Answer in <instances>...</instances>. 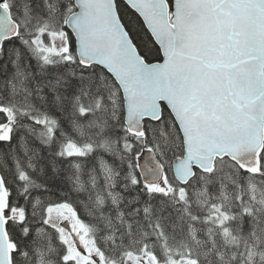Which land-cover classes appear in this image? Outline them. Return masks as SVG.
Masks as SVG:
<instances>
[{
    "label": "snow or ice",
    "instance_id": "6c2138e0",
    "mask_svg": "<svg viewBox=\"0 0 264 264\" xmlns=\"http://www.w3.org/2000/svg\"><path fill=\"white\" fill-rule=\"evenodd\" d=\"M5 56L4 68L11 66L19 79L5 82L7 99L0 93V148L12 145L8 162L0 151V164L14 176L10 185L0 172V264H36L46 233L59 244L55 264H82L84 257L90 264H129L127 256L161 264L147 242L137 251L129 247L140 243L131 224L127 244L123 236L110 237L126 250L116 256L99 247L93 256L77 242L78 232L66 239L68 220L58 223L52 209L69 208L82 227L83 221L75 205L54 201L49 186L35 178L46 167L59 176L63 164L66 178L77 183L86 168L109 175L115 169L125 188L130 178L149 201L175 194L176 184L186 199L197 170L205 187L218 181L217 157L232 161L237 187L247 186L242 174L248 183L255 177L264 183V0H0V59ZM33 64L36 73L24 71ZM37 75L46 78L37 81ZM17 97L26 103L18 123L27 133L18 137L5 107ZM49 101L60 113L67 102L66 125L47 110ZM182 162L190 175L181 174ZM239 203V212L222 214L232 222L239 217L241 232L248 215L245 251L232 252L225 264H264L257 206L245 207L243 195ZM150 207L143 206L146 215ZM155 228L167 247L163 225L157 221ZM201 256L212 264L208 251L189 252V264Z\"/></svg>",
    "mask_w": 264,
    "mask_h": 264
},
{
    "label": "trees",
    "instance_id": "16d2710c",
    "mask_svg": "<svg viewBox=\"0 0 264 264\" xmlns=\"http://www.w3.org/2000/svg\"><path fill=\"white\" fill-rule=\"evenodd\" d=\"M35 2H38V0H35ZM6 62H9L7 56H5L4 59H0V93L3 94L5 99L9 96V89L11 88V85L5 82L9 79L13 81L19 79L14 75V70L11 66L7 69L4 68ZM24 71L36 73L38 70L35 64H33L30 68L24 69ZM49 71L51 72V70ZM45 78L46 77L39 75L35 77L37 81H42ZM21 95H23V93H21ZM36 103L39 107V101H36ZM5 107L9 109L8 116L10 122L19 128L18 121L20 117L25 115L26 103H20L19 97H17V102L15 104H6ZM64 107L65 113L57 112L52 102L49 101L47 110L53 115L59 116L61 123L66 125L64 117L67 113V102H65ZM21 134L27 135L23 128H19V130L14 133V136L18 137ZM172 134L174 135L175 133ZM28 142L36 148L40 147L31 136H28ZM11 147L12 145H4L3 148H0V151L4 153L3 159L5 162L10 160ZM17 150L19 151V148H17ZM49 159H52V157L45 156V162ZM92 163L93 161L89 159L88 165L91 166ZM231 163L232 162L228 159L217 160V168L222 167L223 171L217 173L219 180L217 181L214 177V182L207 187L200 181V173L197 171V177L193 179L192 183L186 185L187 197L184 200H181L184 194L179 191L181 185L176 184L175 194L169 193L167 198L162 195H156L149 201L148 196L145 194V190L132 186L130 178L127 188H125L124 178L117 177L114 174L115 169H113L114 176L112 181L116 183V189L114 191L116 198L115 202H113V197L108 200L113 206L111 210L106 213L108 216L106 219L101 217L100 212L102 206L110 204L103 200V187L101 186V182L104 181H102L101 178L105 177V181H110V179L107 178L109 174L103 173L101 170L89 174L86 168L84 169L83 178L77 183L75 179L69 181L66 178L68 168L62 164L59 176L52 174L50 170H47V167L44 176L34 175L37 180L49 186L51 198L54 201H71L82 216L87 217L88 215V218L93 219L97 233H100L99 229L106 231L105 238L109 239L111 242L113 241L110 237L115 235L116 237L123 236L124 243L127 244L129 239L127 235L129 231L128 225L131 224L132 239L140 243L129 245V247H131L133 251H137L141 248L143 243L147 242L150 246V250L155 251L162 264H170L169 259L177 258L180 254L189 258V252L195 254L197 252L203 253L204 251L210 253L212 264H225L226 260L232 259V252L245 251V240L249 232V218L248 215L245 214L243 219V232H241L239 217H236L235 222H232L230 219H226L224 215L219 216L218 214L220 211L216 209V215L208 219L207 215L214 213V211H209V208H211L210 210L213 209V204L217 205V207L224 206V212H229L231 215V212L240 211L241 205L239 201L241 195H243L245 207L248 206L249 203L257 206L254 219L258 220L260 229H264V205L262 206L264 202V197H262V193H264V183H261V178L258 177L253 178L251 183H248L242 174L241 184L247 186L237 187L232 182L231 177L234 173L230 167ZM0 172H3L5 179L12 185L14 180L13 173L4 170L3 164H0ZM94 183H96V186H94ZM255 194L259 195L260 199L258 198L254 202L252 198ZM137 196H139V201L136 200ZM100 200L104 201V205L100 204ZM203 200L206 202L205 206L202 202ZM148 204L151 205L150 214L146 215L142 208ZM137 207H141V212L139 214H136L134 211ZM194 217H198L199 219H194ZM221 217L224 218L221 222L230 227V233H225L223 231L221 222L218 221ZM203 218H207L210 221L203 222L201 221ZM157 221L163 225L168 236L167 247L164 246L162 239L157 240L158 230L155 228ZM209 229H211V231H209ZM144 233L148 234L147 237L143 235ZM260 235L262 237V242H264V231H261ZM233 236L237 237V239L233 240ZM50 238L51 246H49L48 243ZM44 241V246L41 247L40 252L34 254L36 264H41L42 262L50 264L56 258L53 249L57 248V244L53 241V236L47 233V235H44ZM197 241L200 243H197ZM117 243H119V240H117ZM114 249H117H111L114 256L126 251L120 245ZM220 253H224V256L222 257ZM257 258L259 259V257ZM199 264H207L203 256H201ZM237 264H240V262L237 261Z\"/></svg>",
    "mask_w": 264,
    "mask_h": 264
},
{
    "label": "rangeland",
    "instance_id": "374dc122",
    "mask_svg": "<svg viewBox=\"0 0 264 264\" xmlns=\"http://www.w3.org/2000/svg\"><path fill=\"white\" fill-rule=\"evenodd\" d=\"M103 173H101V174H103ZM113 176H114V174L109 175L108 177H110L111 180H112L113 179ZM101 179H102V181H104V182H101V186L103 187V200L108 201L113 196H115V198H116V195L114 193V191L116 189V186L113 187V185H110L108 187L107 184L105 183V177H102ZM114 184L116 185V183H114ZM151 190H152V192H155V189H151ZM110 193H111V195H110ZM258 198L260 199V196L257 195V194H255L252 199L255 202ZM202 202L204 203V206H205L206 205V202H204V200ZM107 203H109V201ZM109 204L110 205H107L106 204L107 206H102V209L103 210L101 209V212H100L101 217H104L105 219L108 218V216L106 215V213L108 211H110L111 208H112V206H113L111 203H109ZM263 205H264V202H263L262 206ZM210 209L211 208H209V211L210 212L214 211V213H210L209 215H207L208 219H211L212 217H214L216 215L217 210L220 211V213L218 214L219 216H222L223 215L222 214V211L224 212V206H218L216 208H213L212 210H210ZM49 215H51L52 218L55 219L58 223L62 219H67L69 221V226H70L71 229H73L74 227H76V228L78 227L76 230H67L66 229L65 232L63 233V235H64V237L66 239L68 238L69 234L70 233H73V232L81 233V234H83V236L85 238H89V235H88L87 231L84 228H80L77 225V220L75 221L73 219L72 215L71 214H68L67 210L64 207L61 206V207H57V208L52 209V211L49 213ZM87 217H89V216L87 215ZM208 219L207 218H203L201 221H203V222L210 221ZM223 219L224 218L221 217V219H218V221L221 222V221H223ZM99 232L100 233H97L95 231V233H94L96 239L98 238V242L96 241L97 244L94 245V244L90 243L88 246H86L87 251L89 253H92L93 256H96V255H98V253H96V248L99 247L100 249H102V250L105 251V253H106L107 256H110V257L111 256H114L113 253L111 252V249L113 248V250H117V249H114V248L117 247L119 245V243H117L114 246L113 245V242H111L107 238H104V236L106 237V231H104L103 229H99ZM45 235H47V233ZM79 237H81V236H79ZM69 242H71V241H69ZM56 247L59 248V245H56ZM126 258L128 259L129 264H139V260H138V258L136 256H127ZM55 260H56V258H55ZM81 260H82V264H90V261L87 259V257L81 258ZM169 260H170V264H189V258L187 256L181 255V254L177 258H170ZM41 264H47V263L42 262ZM50 264H53V262H51ZM97 264H100V262L98 260H97ZM107 264H112L111 260H108L107 261ZM116 264H119V261H117ZM147 264H156V262L153 261L149 257L148 260H147Z\"/></svg>",
    "mask_w": 264,
    "mask_h": 264
},
{
    "label": "flooded vegetation",
    "instance_id": "af4514ba",
    "mask_svg": "<svg viewBox=\"0 0 264 264\" xmlns=\"http://www.w3.org/2000/svg\"><path fill=\"white\" fill-rule=\"evenodd\" d=\"M107 178H109L110 179V181H105V183L107 184V186L109 187L110 185H113L114 184V182L111 180V178L110 177H107ZM111 182V183H110ZM94 186H96V183H94ZM156 186H158V185H156ZM223 195H224V192H223ZM224 197V196H223ZM69 201V200H68ZM105 201V200H104ZM71 202V201H70ZM105 202H108V201H105ZM215 202V201H214ZM109 203H110V201H109ZM108 203V204H109ZM72 204V203H71ZM107 206V205H106ZM66 210H67V212H68V214H71L72 215V217H73V219L76 221L77 219H76V216L72 213V211L69 209V208H66V207H64ZM76 208V207H75ZM77 210V209H76ZM78 211V210H77ZM79 212V211H78ZM79 215H80V217H81V219H82V221H83V227L84 226H86L87 224L89 225V226H91L92 227V229H93V231H94V233H95V231H96V229H95V225H94V222H93V219H91V218H88V217H86V216H82L80 213H79ZM87 223H85V222ZM68 223H69V221H68ZM77 225L80 227V228H83L82 226H81V220H77ZM78 228V227H77ZM76 227H74L73 229H71L70 228V226H69V228H67V230H76L77 229ZM92 231H91V234H88L89 235V238H85L84 236H83V234H81V233H79L78 235H77V242L78 243H82V244H84L85 246H88L90 243H92V244H94V245H96L97 244V242H98V238L96 239V237H95V234H94ZM51 235L53 236V241L57 244V245H59L58 244V242H57V240L55 239V234L54 233H51ZM79 236H81V237H79ZM80 238V239H79ZM104 238H105V236H104ZM97 241V242H96ZM53 264H55V260L53 261Z\"/></svg>",
    "mask_w": 264,
    "mask_h": 264
},
{
    "label": "water",
    "instance_id": "95a60500",
    "mask_svg": "<svg viewBox=\"0 0 264 264\" xmlns=\"http://www.w3.org/2000/svg\"><path fill=\"white\" fill-rule=\"evenodd\" d=\"M217 159H219V157H217ZM230 161H231V160H230ZM197 171H198V170H197ZM253 171H255V169H253ZM181 174H184V175H190L189 173H187L186 168H185V166L183 165V162H182V165H181ZM3 195H4L3 190L0 189V207L3 206V203H2V201H3Z\"/></svg>",
    "mask_w": 264,
    "mask_h": 264
}]
</instances>
